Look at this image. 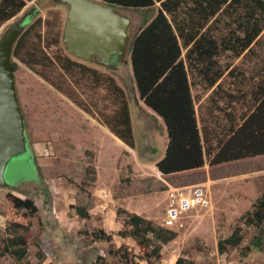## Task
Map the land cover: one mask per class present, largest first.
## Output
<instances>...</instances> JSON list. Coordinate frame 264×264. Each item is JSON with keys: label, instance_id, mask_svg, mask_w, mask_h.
Masks as SVG:
<instances>
[{"label": "rangeland", "instance_id": "obj_1", "mask_svg": "<svg viewBox=\"0 0 264 264\" xmlns=\"http://www.w3.org/2000/svg\"><path fill=\"white\" fill-rule=\"evenodd\" d=\"M33 8L38 11L36 19L41 17L52 21V14L59 13L64 25L68 13L66 5L55 0H34L27 2L18 17ZM119 10L131 18L129 33L133 38L158 15L161 5L157 3L150 10ZM15 19L3 26L0 35ZM213 25L222 30L216 22ZM219 33L216 31L217 36ZM258 41V45L253 46L257 56L247 52L239 58H234L231 53L220 56L225 74L213 88L208 89L192 75L189 77L200 128L202 120L230 126V117L235 116L239 121L253 110L250 95L245 103H237L241 93L249 94L251 87H238L237 79L231 74L244 73L251 79L255 70L264 66V30ZM179 43L182 60L187 66V49L181 40ZM63 48L67 53L64 45ZM127 59L128 64L117 70L90 65L112 76L124 91L135 138L134 148L124 144L95 115L77 107L14 59L19 66L15 80L26 119V135L40 174L33 160L16 161L8 169L7 178L16 186L0 188V264H17L9 255L1 257L3 241L9 236L6 233V214L13 208L7 197L9 193L31 199L38 207L37 214L27 218L32 227L29 233L24 234L29 249L26 264H126L121 259L124 252H128L137 264H147L145 250L133 240L118 236L126 219L119 214V209L139 214L179 234L164 246L160 261L154 264H175L178 258H183L187 264H264V235L259 249L252 244L259 236L256 229L245 228V238L237 249L227 254L218 251L220 233H232L237 226H243L241 217L264 196V157L228 163L214 169L207 162L200 171L164 178L157 164L168 146L166 127L141 99L130 53ZM78 92L92 109L96 104L104 111V106L109 105L102 89L96 94ZM129 167L133 170L134 179L156 176L169 185L168 191L126 199L117 197L112 187L128 175ZM199 190L203 192V201L187 210H182L172 197V194L182 192L190 197ZM79 207L86 209L88 218L77 215ZM174 208L178 209L175 219L171 216ZM100 230L113 236L111 244L92 242L84 235V232ZM248 248L249 254L242 257L241 252Z\"/></svg>", "mask_w": 264, "mask_h": 264}, {"label": "trees", "instance_id": "obj_2", "mask_svg": "<svg viewBox=\"0 0 264 264\" xmlns=\"http://www.w3.org/2000/svg\"><path fill=\"white\" fill-rule=\"evenodd\" d=\"M31 1L34 0H0V30L18 17L27 2ZM99 1L125 11L150 10L157 3L161 5L158 15L132 38L129 53L140 97L163 120L166 127L168 146L163 159L157 164L164 178L200 171L207 162L214 169L228 163L264 157V66L255 70V76L250 80L244 73L231 74L237 79L238 87H251L249 94L240 92L243 102L238 99L237 103H245L250 95L254 105L253 110L239 121L235 116L230 117V126L202 120L200 128L189 80L192 75L211 89L225 74L219 61L221 55L231 53L234 58H239L247 52L257 56L253 46L258 45L264 30V0ZM52 16V21L38 17L22 34L15 45L13 59L19 60L77 107L95 115L124 144L134 148L135 138L124 91L112 76L73 59L65 52L62 43L63 20L59 13ZM219 17L220 20L217 19ZM214 19L222 30L215 28L214 22L211 23ZM216 31L220 32L219 36ZM179 40L187 49V66L182 60ZM18 68L14 61L15 73ZM101 89L105 91L109 102V105L104 106V111L96 107V104H93L95 109L89 107L78 92L84 95L96 94ZM230 98L236 102L233 96ZM38 171L40 173V168ZM132 175L133 170L129 167L128 175L113 185L117 197L126 199L149 196L169 189V185L156 176L134 179ZM7 197L13 208L6 214V233L9 236L3 241L1 257L9 255L17 264H26L29 249L24 234L29 233L32 227L27 218L37 214L38 207L31 199H22L10 193ZM76 213L84 219L89 217L85 208H77ZM119 214L126 219L118 236L133 240L145 250L147 264L159 262L164 246L179 235L174 230L156 225L128 210L119 209ZM240 222L243 226H237L232 233H220V254H227L240 247L245 238V228L259 231V236L252 244L255 249L261 247L264 235V196L254 203L251 211L241 217ZM84 235L92 242H113V236L103 230L84 232ZM248 249L241 252L242 257L249 254ZM121 259L126 264H137L128 252H124ZM175 264L187 262L178 258Z\"/></svg>", "mask_w": 264, "mask_h": 264}, {"label": "water", "instance_id": "obj_3", "mask_svg": "<svg viewBox=\"0 0 264 264\" xmlns=\"http://www.w3.org/2000/svg\"><path fill=\"white\" fill-rule=\"evenodd\" d=\"M55 1L68 7L62 33V43L68 54L110 70L119 64H128L132 45L129 16L99 0ZM37 15L35 8L25 12L0 35V188L3 189L16 186L7 178L12 163L33 160L39 168L26 135V119L17 91L13 59L16 43Z\"/></svg>", "mask_w": 264, "mask_h": 264}, {"label": "built area", "instance_id": "obj_4", "mask_svg": "<svg viewBox=\"0 0 264 264\" xmlns=\"http://www.w3.org/2000/svg\"><path fill=\"white\" fill-rule=\"evenodd\" d=\"M202 194L203 192L199 190V192H196L190 197L185 196L183 192L179 193L178 195L172 194V197L176 200L182 210H187L190 207L200 204L203 201ZM171 213L172 218L175 219L178 215V209L174 208Z\"/></svg>", "mask_w": 264, "mask_h": 264}, {"label": "flooded vegetation", "instance_id": "obj_5", "mask_svg": "<svg viewBox=\"0 0 264 264\" xmlns=\"http://www.w3.org/2000/svg\"><path fill=\"white\" fill-rule=\"evenodd\" d=\"M115 60H116V58H114L113 60H112V62L114 63L115 62ZM123 64H119V65H117V67H115L113 70H117L120 66H122Z\"/></svg>", "mask_w": 264, "mask_h": 264}, {"label": "crops", "instance_id": "obj_6", "mask_svg": "<svg viewBox=\"0 0 264 264\" xmlns=\"http://www.w3.org/2000/svg\"><path fill=\"white\" fill-rule=\"evenodd\" d=\"M160 4V3H159Z\"/></svg>", "mask_w": 264, "mask_h": 264}]
</instances>
